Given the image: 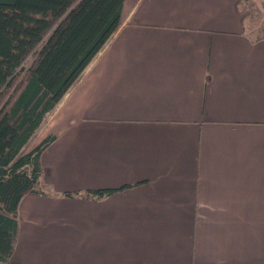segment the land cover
I'll use <instances>...</instances> for the list:
<instances>
[{
  "label": "crops",
  "instance_id": "obj_1",
  "mask_svg": "<svg viewBox=\"0 0 264 264\" xmlns=\"http://www.w3.org/2000/svg\"><path fill=\"white\" fill-rule=\"evenodd\" d=\"M238 4L124 0L24 148L55 136L0 264H264V38Z\"/></svg>",
  "mask_w": 264,
  "mask_h": 264
},
{
  "label": "trees",
  "instance_id": "obj_2",
  "mask_svg": "<svg viewBox=\"0 0 264 264\" xmlns=\"http://www.w3.org/2000/svg\"><path fill=\"white\" fill-rule=\"evenodd\" d=\"M124 0H0V263L13 255L18 206L44 194L40 157L25 146L114 36ZM32 58L30 64L27 60ZM114 189L64 193L101 198Z\"/></svg>",
  "mask_w": 264,
  "mask_h": 264
},
{
  "label": "rangeland",
  "instance_id": "obj_3",
  "mask_svg": "<svg viewBox=\"0 0 264 264\" xmlns=\"http://www.w3.org/2000/svg\"><path fill=\"white\" fill-rule=\"evenodd\" d=\"M238 8L243 17L247 35L252 39L264 38V0H239ZM31 60L32 58H29L26 64H30ZM42 132L41 130L35 133L33 140L26 146V150L33 146Z\"/></svg>",
  "mask_w": 264,
  "mask_h": 264
}]
</instances>
